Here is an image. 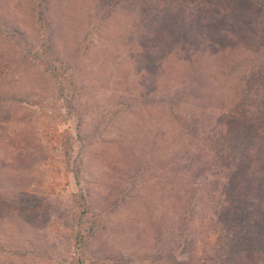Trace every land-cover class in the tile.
Returning a JSON list of instances; mask_svg holds the SVG:
<instances>
[{
    "label": "rangeland",
    "instance_id": "obj_1",
    "mask_svg": "<svg viewBox=\"0 0 264 264\" xmlns=\"http://www.w3.org/2000/svg\"><path fill=\"white\" fill-rule=\"evenodd\" d=\"M140 12L132 0H0V264H176L151 256L161 207L121 142L161 128L176 82L162 77L170 61L141 58ZM199 209L200 255L228 232Z\"/></svg>",
    "mask_w": 264,
    "mask_h": 264
},
{
    "label": "trees",
    "instance_id": "obj_2",
    "mask_svg": "<svg viewBox=\"0 0 264 264\" xmlns=\"http://www.w3.org/2000/svg\"><path fill=\"white\" fill-rule=\"evenodd\" d=\"M132 3L144 10L141 58L149 55L151 67L170 61L162 77L176 81L166 87L171 106L161 128L121 140L134 151L128 160L150 172L144 196L161 207L150 219L157 239L151 256L176 264H264V57L252 58L264 50V0ZM154 167L161 173L152 185ZM110 199L116 209L114 194L104 203ZM198 208H213L217 229L228 232L200 255Z\"/></svg>",
    "mask_w": 264,
    "mask_h": 264
}]
</instances>
